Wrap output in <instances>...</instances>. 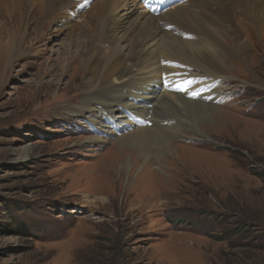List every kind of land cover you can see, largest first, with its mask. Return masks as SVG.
Wrapping results in <instances>:
<instances>
[{"label": "rangeland", "instance_id": "1", "mask_svg": "<svg viewBox=\"0 0 264 264\" xmlns=\"http://www.w3.org/2000/svg\"><path fill=\"white\" fill-rule=\"evenodd\" d=\"M23 20L30 51L0 74V264H264L263 29L245 28L249 49L211 83L230 124L182 125L152 174L134 163L124 175L136 156L111 148L119 135L92 131L107 142L82 147L93 133L69 110L89 75L74 63L60 78L55 62L76 56L64 20Z\"/></svg>", "mask_w": 264, "mask_h": 264}, {"label": "bare ground", "instance_id": "2", "mask_svg": "<svg viewBox=\"0 0 264 264\" xmlns=\"http://www.w3.org/2000/svg\"><path fill=\"white\" fill-rule=\"evenodd\" d=\"M150 2V11L138 12ZM0 9L6 15L0 23V74L30 51L22 47L28 27L25 11L64 20L68 46H75L76 56L55 62L60 78L74 63L77 72L89 75L81 82L88 89L69 112L81 117L91 132L108 128L109 136L119 135L110 147L114 143L111 148L136 156L121 163L124 175L134 163L150 170L151 155L158 159L170 145L168 138L180 136L182 125L230 124L221 115L234 117L212 106L216 95L209 94V86L222 78L221 69L249 49L245 28L264 31V0H0ZM68 12L79 20L83 15L82 21L73 22ZM186 77L196 87H188ZM92 133L82 147L107 142ZM114 164L112 170L118 157Z\"/></svg>", "mask_w": 264, "mask_h": 264}]
</instances>
